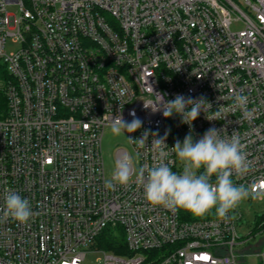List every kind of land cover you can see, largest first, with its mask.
Instances as JSON below:
<instances>
[{"label":"built area","instance_id":"1","mask_svg":"<svg viewBox=\"0 0 264 264\" xmlns=\"http://www.w3.org/2000/svg\"><path fill=\"white\" fill-rule=\"evenodd\" d=\"M9 40L19 47L7 51ZM156 94L211 107L190 128L146 107ZM236 94L246 109L233 107ZM133 110L143 124L129 136L149 132L144 148L130 143L136 168L156 162L152 134L167 133L165 159L180 172L175 142L214 127L245 144L250 171L234 180L264 188V0H0V207L11 188L33 211L26 224L0 223V264H84L89 251L102 252L99 264L244 258L239 206L227 222L185 220L150 205L135 173L128 187H104L105 127ZM256 228L264 233V219ZM110 230L120 252L99 245ZM254 249L264 264V237Z\"/></svg>","mask_w":264,"mask_h":264},{"label":"clouds","instance_id":"2","mask_svg":"<svg viewBox=\"0 0 264 264\" xmlns=\"http://www.w3.org/2000/svg\"><path fill=\"white\" fill-rule=\"evenodd\" d=\"M158 103L152 107L154 111H162L165 118L174 113L181 117V122L189 125L195 121L202 111H207V103L202 97L193 98L177 94L174 99L166 100L156 94ZM219 99H222L219 97ZM249 97L242 94L234 95L233 107L246 109ZM208 107H211L208 104ZM133 117L127 121L122 115L110 117L111 133L116 136L134 133L142 127L143 121L136 116L135 111L129 113ZM220 113L209 120H218ZM151 145L154 151H159V158L149 167L148 165L135 167L134 159L130 154L117 158L114 170L104 187L115 191L117 186L128 187L132 183L135 173V183L143 188L145 200L152 206L163 207L173 213L184 210L197 217L214 214L219 220L227 222L242 201L252 199L264 201V188L255 184L245 185L234 180L246 176L250 171V162L245 151V144L237 131L231 135H223L216 128H209L199 140H194L189 132L183 142L177 140L172 148L181 162L180 172H174L171 162H166L168 148L165 136L156 139L153 133ZM149 132L145 131L139 139L127 136L130 143L138 148L147 145ZM139 155V153H137ZM214 210V213H213ZM33 216L30 201L11 188L4 193V206L0 207V223L9 220L19 224H26Z\"/></svg>","mask_w":264,"mask_h":264},{"label":"rangeland","instance_id":"3","mask_svg":"<svg viewBox=\"0 0 264 264\" xmlns=\"http://www.w3.org/2000/svg\"><path fill=\"white\" fill-rule=\"evenodd\" d=\"M15 7H9V11H15ZM240 24H234L233 29H239ZM19 47V44L8 41L6 45L7 51H13ZM129 134H121L120 136L113 135L111 133V127L106 126L104 131V136L102 140V156L104 159L105 165V174L107 178L111 177V174L114 170V163L116 160V151L119 148H124L130 154L134 163L136 164L137 156L132 150L130 142L127 139ZM238 210L242 213V219L238 222V234L243 236V239L250 238L245 247L239 248V251H242L244 258L240 259L238 264H260L259 256L254 252V247L259 243L264 237V233L260 234L256 228V221L258 217L264 213V201H257L248 199L242 201L239 204ZM211 216L212 213L208 214ZM214 216V215H212ZM248 249V250H247ZM102 257V252H93L89 251L86 257L84 264H99V258Z\"/></svg>","mask_w":264,"mask_h":264},{"label":"trees","instance_id":"4","mask_svg":"<svg viewBox=\"0 0 264 264\" xmlns=\"http://www.w3.org/2000/svg\"><path fill=\"white\" fill-rule=\"evenodd\" d=\"M213 213H214V210H213ZM180 214H181L182 218L185 220H196V219H202V218L215 217L214 214H212L214 216H212V215L208 216L207 215L204 217H197V216L193 215L192 213L184 211L182 209L180 210ZM261 219H264V213H262L258 217V219L256 221V227H257V225ZM98 242H99L100 247H103L106 250L113 251V252H120L119 246L123 245V237L119 236L117 233L110 230V231H105L98 238Z\"/></svg>","mask_w":264,"mask_h":264}]
</instances>
